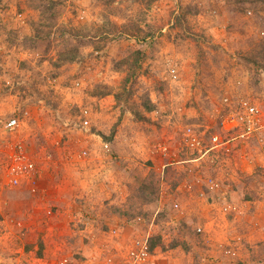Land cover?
Segmentation results:
<instances>
[{"label": "rangeland", "instance_id": "374dc122", "mask_svg": "<svg viewBox=\"0 0 264 264\" xmlns=\"http://www.w3.org/2000/svg\"><path fill=\"white\" fill-rule=\"evenodd\" d=\"M17 14H23L25 25ZM137 50L142 55V68L128 86L131 96L117 107L139 111L142 103L149 102L153 108L150 100L155 94L165 98L187 77L194 82V99L185 102L183 97L177 105L169 103L171 112L178 114L193 107L211 123L223 96L237 92L260 106L264 117V0H0V115L10 117L14 108L28 104L33 118L20 137L31 144L30 151L38 163L47 162V154L54 157L61 148L57 144L70 147L75 142L72 134L88 132L63 129L64 121L76 124L88 118L92 128L88 105L80 106L78 101H88L95 93H119ZM173 64L180 69L176 83L170 76ZM187 64L192 65L189 70L183 68ZM181 125L180 121V137L186 127ZM136 133L137 138L139 134L147 138L135 143L166 139V135L145 124ZM10 140L11 135L0 128V189ZM79 154L75 151L72 155L79 158ZM222 172L225 176L226 171ZM137 188V201L144 206L156 199L161 189L155 180ZM13 191L7 186L2 191L0 264H11V241L17 238L15 233L22 235L24 211L31 205L24 199L25 194L15 195ZM223 199L222 205L212 207L215 213L207 216L209 220L188 231L183 229L187 219H181L172 210L173 203L164 199L165 209L156 218L148 211L133 214L142 215L146 227L133 237H125L124 248H114L110 253L121 260L135 237L150 232L157 243L158 264H168L165 256L170 251H175L177 257L181 255L185 260L182 264H190L189 258L191 264H196L193 252L184 250V244L194 240L193 230L207 226L210 249H202V254H215L219 247L216 243L226 231L243 233L247 238L240 205L228 200L227 195ZM15 203L20 209L12 211L11 204ZM227 203L238 207L234 219L223 212ZM12 220L18 222L16 228L11 227ZM64 258L71 264L68 257ZM105 258L99 264H106Z\"/></svg>", "mask_w": 264, "mask_h": 264}, {"label": "crops", "instance_id": "0c3cea01", "mask_svg": "<svg viewBox=\"0 0 264 264\" xmlns=\"http://www.w3.org/2000/svg\"><path fill=\"white\" fill-rule=\"evenodd\" d=\"M189 66L192 65L183 68L189 70ZM148 83L153 85L152 81ZM179 84L165 98L151 96L153 109L146 112L141 107L140 114L136 110L123 112L116 106L114 95L78 101L80 106L88 105L92 129L85 134H72L75 140L72 146L63 144L54 152L53 161L37 164V194L31 193L29 182L11 188L15 195L25 194L24 199L31 203L26 211L23 207L22 235L15 233L17 238L11 241V264H58L64 257L71 264H99L107 251L121 250L125 237H133L146 227V219L141 217L143 220L139 221L140 217L133 214L148 211L150 217L156 218L165 209L164 199L170 205H182L181 219H187L183 222L185 231L201 226L207 216L215 213L212 207L222 205L225 197L201 186L204 182L198 180L209 176L227 183L222 193L242 210L243 232L247 238L241 261L234 264H264V153L261 149L264 132L248 144L235 142L233 156L227 159L216 151L203 158L193 155L180 143L178 124L181 121L182 127L199 126L209 123V119H203L193 107L184 108L178 114L168 110L169 103L177 105L184 101L183 97L185 102L192 103L194 99L192 79L186 77ZM151 88L154 92V87ZM158 103L166 107L157 108ZM144 124L159 130L166 139L135 143L146 141L144 134H139V138L135 134ZM104 142L110 143L111 153L104 151ZM160 142L165 143L166 155L155 149ZM83 150L88 152L85 158L72 155ZM152 180L158 181L161 189L157 198L144 206L137 201V187ZM185 181L195 183L192 193L176 191ZM202 190L207 193L205 199L199 198ZM11 208L16 211L19 207L15 203ZM49 210L52 215H48ZM17 223L12 220L11 227L16 228ZM196 243L197 240H192L187 244L195 247ZM165 257L169 259L168 264L185 261L175 251Z\"/></svg>", "mask_w": 264, "mask_h": 264}, {"label": "built area", "instance_id": "2783aa9c", "mask_svg": "<svg viewBox=\"0 0 264 264\" xmlns=\"http://www.w3.org/2000/svg\"><path fill=\"white\" fill-rule=\"evenodd\" d=\"M16 16L22 23L25 21L23 14H17ZM179 72L178 65H170V76L175 83L180 79ZM2 118L3 116L0 115V128L11 135V140L6 145L7 149L3 164L4 172L2 175L4 185L0 189V204L3 200L2 191L5 186L19 188L24 182H29L31 193H38L36 182L38 163L30 151L31 144L20 137V132L33 118V111L28 106H19L16 109L14 108L12 116L8 120H3ZM211 118L214 123H205V125L199 126L188 125L181 132V145L186 151L199 156V158H203V156L212 151L222 153L224 157L230 158L235 151V142L248 144L264 132V117L260 106L249 97L237 92L223 96L221 108L217 109ZM216 128L220 130L219 133L216 132ZM63 129L89 130L91 129V121L88 118L81 119L76 124L64 121ZM208 134L209 136H207ZM261 142V149L264 153V141L261 140ZM58 146L59 144H57ZM155 149L162 152L163 155H166L168 151L163 142L158 143ZM104 150L110 153V144L105 143ZM79 155L83 158L88 156V153L87 151H82ZM46 160L49 162L53 161L51 153L47 154ZM198 181H203L204 185L202 184L201 186L212 192H216L220 197L225 196L222 193L224 192L225 184L219 179L209 176L203 179L200 178ZM194 184V182L185 181L176 191L192 193L194 191ZM206 196L207 193L203 190L199 194L200 199H205ZM172 210L180 218H183L184 211L180 203H175L172 206ZM223 212L225 216H231L232 219L239 214L238 207L232 203H227L223 208ZM50 214L52 215L51 210L48 211V215ZM195 231L204 238L205 242L207 241L208 246L207 228L199 227ZM114 234H116V231H114ZM223 235L224 237L216 243V245H219L217 249L216 245H212V248L216 249L217 252L215 254L214 252L212 254L203 253L205 259L200 264H203V262H212L211 264L235 263L240 260V250L246 241L245 235L236 232L232 234L228 231L224 232ZM151 240L152 236L150 232L144 236L135 237L131 241L126 254L121 257V260L114 257L110 253L111 250L107 251L105 255V257L107 256L105 258L106 264H158L156 250L152 249L150 245ZM68 263L69 260L67 258L62 259L60 262V264Z\"/></svg>", "mask_w": 264, "mask_h": 264}, {"label": "trees", "instance_id": "16d2710c", "mask_svg": "<svg viewBox=\"0 0 264 264\" xmlns=\"http://www.w3.org/2000/svg\"><path fill=\"white\" fill-rule=\"evenodd\" d=\"M110 1H114V0H110ZM156 1V0H155ZM21 23H22V21H20ZM22 24H26V22L24 21ZM141 57H142V55H141V52H140V50H137L136 52H134V54L131 56V59H133L134 58V62H133V64H131L130 65V69H129V72L127 73V76H126V79L124 80V83H123V85H122V87H123V89H121L120 90V92L119 93H116V94H110V92H101V93H95V94H93V96L94 97H105V96H107V95H114L115 96V100H116V104H117V106H120L119 104L123 101L122 99H124V98H126V100L127 99H129V97L131 96V94H132V92H131V90H130V88H128V86H129V84L131 83V82H133V81H135L136 80V77H137V73L141 70V68H142V64H141ZM75 59V57H73L72 59H71V61H73ZM130 61V60H129ZM126 102H128V101H126ZM149 102H148V104H145V103H142V108L143 109H145L146 110V112H148V111H151L153 108L151 107V105L149 106ZM28 104H23V107H26ZM122 111L123 112H126L127 111V109H123L122 108ZM138 112V111H137ZM138 114H140L139 112H138ZM11 116H12V113H11ZM10 116V117H11ZM10 117H6V116H3V120H8ZM178 184V183H177ZM178 186V185H177ZM138 190V189H137ZM159 192V191H158ZM142 216V215H141ZM141 216H138L137 215V217H140L141 218ZM134 217V216H133ZM136 217V218H137ZM193 232H194V240H197V243H196V246L194 247H191L190 245H188L187 243H186V246L184 247V250L186 249V251L188 252V253H191V252H193V254L195 255V258H196V264H200L202 261H200V260H202L201 259V256H203V254H202V252H201V250L202 249H205V250H207V243L205 242V240H204V238H202V236L200 235V234H197L196 233V231L195 230H193ZM150 245H151V248L152 249H154L155 250V248L157 247V243H155V241H153V240H151V242H150ZM185 245V244H184ZM174 247L176 246V245H173ZM172 246V247H173ZM201 255V256H200ZM200 261V262H199Z\"/></svg>", "mask_w": 264, "mask_h": 264}, {"label": "clouds", "instance_id": "9594fccd", "mask_svg": "<svg viewBox=\"0 0 264 264\" xmlns=\"http://www.w3.org/2000/svg\"><path fill=\"white\" fill-rule=\"evenodd\" d=\"M77 123H79V122H77ZM91 129H92V128H91ZM91 129H89V130H82V131H88V132H89ZM216 130H217V128H216ZM105 143H108V142H104V143H103V148H104V144H105ZM108 144H110V143H108ZM62 145H63L62 143H59V146H60V147H62ZM59 146H58V147H59ZM110 147H111V145H110ZM83 151H86V150H83ZM104 151H105V150H104ZM81 152H82V151H81ZM81 152H80V153H81ZM87 153H88V152H87ZM106 153H107V152H106ZM79 157H80V156H79ZM83 158H85V157H83ZM37 163H38V162H37ZM173 205H174V203H173ZM140 219L143 220V218H139V221H140ZM195 230H196V229H195ZM202 238H203V237H202ZM155 250H157V247L155 248ZM106 254H107V253H105V255H106ZM105 255H104V256H105ZM104 260H105V259H104ZM238 262H239V261H238ZM235 263H236V262H235ZM232 264H234V263H232Z\"/></svg>", "mask_w": 264, "mask_h": 264}]
</instances>
